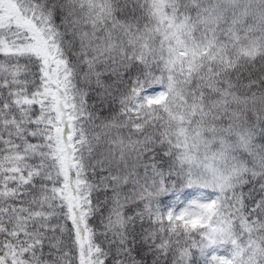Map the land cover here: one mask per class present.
<instances>
[{"label": "snow or ice", "instance_id": "6c2138e0", "mask_svg": "<svg viewBox=\"0 0 264 264\" xmlns=\"http://www.w3.org/2000/svg\"><path fill=\"white\" fill-rule=\"evenodd\" d=\"M135 7L0 0V264H264V0ZM169 175L215 198L161 215Z\"/></svg>", "mask_w": 264, "mask_h": 264}, {"label": "trees", "instance_id": "16d2710c", "mask_svg": "<svg viewBox=\"0 0 264 264\" xmlns=\"http://www.w3.org/2000/svg\"><path fill=\"white\" fill-rule=\"evenodd\" d=\"M125 2H127V13L129 16L133 13V9L135 8V14L139 15L140 14V9L136 8V2L137 0H120L121 5H124ZM142 3L143 0H140ZM245 0H242V3H244ZM253 4V13L256 12V9L259 7V0H251ZM195 15V13H192ZM229 16H231V10H229ZM117 18L118 19H125V15L121 13H117ZM242 23L245 26H253L257 30L254 33L256 37L260 36V18L258 15H251L249 16L246 20L242 21ZM0 59H3L0 57ZM264 61L261 60V58L258 56L254 61H252L250 64H248V71L244 73L245 77L251 76L252 78L258 79L262 75H264ZM244 83H247V79L244 80ZM253 91H257V94H259V90L256 89L255 87L253 88ZM107 114V113H106ZM251 121L255 123V117L252 116L251 113L248 114ZM254 143L257 145V149L259 150L260 146H264V135L260 134V129L259 127L256 130V135L254 137ZM244 158L247 160H251L250 157L247 156V154H244ZM141 173L143 170H140ZM250 178V177H249ZM130 186H125V192H127L128 188ZM252 187V184L245 185L241 190L244 192H247L249 188ZM256 187L258 188L259 185L258 183L256 184ZM215 193L206 190V189H201L199 187H186L185 186V179L181 175H169L166 177V184H165V190L164 192L155 199L154 201V207L159 210L161 215L169 212V211H174V213H178L181 210H183L190 202L194 200H199L200 202H210L212 199L215 198ZM173 202V204L167 206V202L170 201ZM170 207V209H168ZM136 211H143V204L141 202H137L136 204H131L126 207V215H133L135 217ZM135 230L137 233L142 232L144 229H150L153 227L151 220L145 216L143 220L139 219L138 217L136 218V223L134 225ZM2 238V237H0ZM137 240H139V237H137ZM159 242V241H157ZM137 259H143L144 264H152V261L154 259L153 254L148 251L147 246L142 244V243H137ZM230 251V245H219L213 248H210L206 251L204 256H201L200 253L196 250H193L192 257L189 261V264H207V259L208 257L212 256L213 254L219 255L221 253L228 254ZM171 261V255L167 257V262L166 264H170Z\"/></svg>", "mask_w": 264, "mask_h": 264}, {"label": "clouds", "instance_id": "9594fccd", "mask_svg": "<svg viewBox=\"0 0 264 264\" xmlns=\"http://www.w3.org/2000/svg\"><path fill=\"white\" fill-rule=\"evenodd\" d=\"M212 3H215V0H209V6H210ZM259 18H260V17H259ZM260 22H261V23H264V20H261V19H260ZM248 166H251V160L248 161ZM161 194H162V193H161Z\"/></svg>", "mask_w": 264, "mask_h": 264}, {"label": "rangeland", "instance_id": "374dc122", "mask_svg": "<svg viewBox=\"0 0 264 264\" xmlns=\"http://www.w3.org/2000/svg\"><path fill=\"white\" fill-rule=\"evenodd\" d=\"M172 204H173V202H171V200L167 202V206L170 205V207H171ZM170 207H168V209H170ZM176 209H177V208H176ZM176 209H175V210H176ZM175 210H174V211H175ZM174 211H173V212H174ZM218 256H225V257H226V254L221 253V254H219Z\"/></svg>", "mask_w": 264, "mask_h": 264}]
</instances>
